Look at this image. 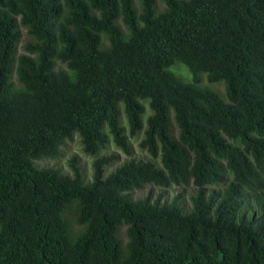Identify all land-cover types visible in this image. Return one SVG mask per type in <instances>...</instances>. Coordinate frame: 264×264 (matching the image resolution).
<instances>
[{"label": "trees", "instance_id": "obj_1", "mask_svg": "<svg viewBox=\"0 0 264 264\" xmlns=\"http://www.w3.org/2000/svg\"><path fill=\"white\" fill-rule=\"evenodd\" d=\"M135 1L0 0V264H264V0Z\"/></svg>", "mask_w": 264, "mask_h": 264}, {"label": "rangeland", "instance_id": "obj_2", "mask_svg": "<svg viewBox=\"0 0 264 264\" xmlns=\"http://www.w3.org/2000/svg\"><path fill=\"white\" fill-rule=\"evenodd\" d=\"M157 1H158V5H159L158 8L162 9L163 6L161 4V0H157ZM135 4L138 7L137 0L135 1ZM102 39H104L103 35H102ZM26 40H27L26 31H25V29L22 28V40H21L20 45L18 47V54L23 53V45L26 42ZM176 66H178V67H176ZM176 66L171 68L172 72H176L177 74H179L178 76H179V78H181V80L190 81L191 74L189 73L187 68L184 67L181 63H176ZM201 82H202L201 83L202 86L207 87L208 89L216 92L224 101H227V97L225 95V87H224L223 82L209 84V83H207L204 75L201 77ZM121 107H122V105H121ZM148 113L149 112L147 110V114ZM139 140H140L139 138L130 139V143H131V147H132V151H133L132 157H134L135 159H146L148 157L146 152L142 151L138 147ZM105 152L118 154L120 157L119 162H122L123 160L130 158V157L129 158L125 157L119 150H117L113 146H110L107 149V151H105ZM73 157H75L77 159V162H78L79 166L81 167L86 179L89 180L91 177V174H92V162L94 160V157L87 155L82 151V147H81V144L79 142V138L77 135H74L71 140L65 142V144L60 148V155L57 158H55V159H41V160L36 162V165L39 167H53V168L59 169L60 171H62L65 174H69L70 173L69 163ZM111 170H112V168L107 170V172L109 173ZM149 190L152 191L153 196H157L158 194H162L163 197L171 199L172 197H174L175 195H178L179 193H188V191L190 189L187 188L185 190L181 187H171L170 189L162 190L159 188H155L153 186H147L143 190L135 192V197H143L148 193ZM184 191H186V192H184ZM64 215H65V213H64ZM124 229H125V227H123L121 229L120 234L123 233ZM71 236L73 238V235H71ZM123 244H125V243H123Z\"/></svg>", "mask_w": 264, "mask_h": 264}]
</instances>
